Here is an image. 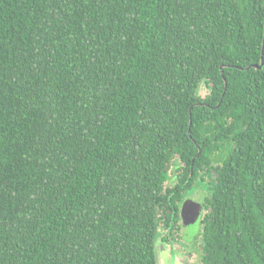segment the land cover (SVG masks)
Instances as JSON below:
<instances>
[{
  "label": "trees",
  "instance_id": "trees-1",
  "mask_svg": "<svg viewBox=\"0 0 264 264\" xmlns=\"http://www.w3.org/2000/svg\"><path fill=\"white\" fill-rule=\"evenodd\" d=\"M263 48L264 0H0V264H157L198 186L201 263L264 264Z\"/></svg>",
  "mask_w": 264,
  "mask_h": 264
},
{
  "label": "rangeland",
  "instance_id": "rangeland-1",
  "mask_svg": "<svg viewBox=\"0 0 264 264\" xmlns=\"http://www.w3.org/2000/svg\"><path fill=\"white\" fill-rule=\"evenodd\" d=\"M203 93L205 94L206 92L203 91ZM194 190H189L185 193L181 209L186 199H192L197 202L203 200L206 194L205 188L198 186ZM178 224V226L175 225L173 228H168L166 233L162 227H159L155 243L157 264H202L200 256L196 252L197 246L194 244L201 239L203 231L201 220L199 219L196 223L185 226L181 218ZM165 234L168 241L163 239Z\"/></svg>",
  "mask_w": 264,
  "mask_h": 264
},
{
  "label": "water",
  "instance_id": "water-1",
  "mask_svg": "<svg viewBox=\"0 0 264 264\" xmlns=\"http://www.w3.org/2000/svg\"><path fill=\"white\" fill-rule=\"evenodd\" d=\"M262 53L264 54V48ZM203 211L204 205L202 202L186 199L180 212L183 225L188 226L196 223L201 219Z\"/></svg>",
  "mask_w": 264,
  "mask_h": 264
},
{
  "label": "flooded vegetation",
  "instance_id": "flooded-vegetation-1",
  "mask_svg": "<svg viewBox=\"0 0 264 264\" xmlns=\"http://www.w3.org/2000/svg\"><path fill=\"white\" fill-rule=\"evenodd\" d=\"M166 240H168V239H166Z\"/></svg>",
  "mask_w": 264,
  "mask_h": 264
}]
</instances>
